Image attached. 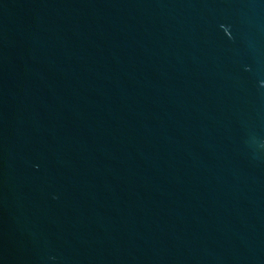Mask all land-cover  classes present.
<instances>
[{
  "label": "water",
  "instance_id": "95a60500",
  "mask_svg": "<svg viewBox=\"0 0 264 264\" xmlns=\"http://www.w3.org/2000/svg\"><path fill=\"white\" fill-rule=\"evenodd\" d=\"M0 264H264V0H0Z\"/></svg>",
  "mask_w": 264,
  "mask_h": 264
}]
</instances>
